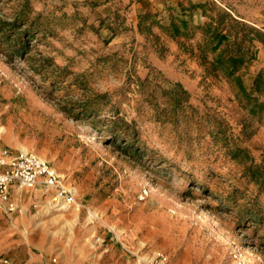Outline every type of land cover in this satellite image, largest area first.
Here are the masks:
<instances>
[{
	"label": "rangeland",
	"instance_id": "1",
	"mask_svg": "<svg viewBox=\"0 0 264 264\" xmlns=\"http://www.w3.org/2000/svg\"><path fill=\"white\" fill-rule=\"evenodd\" d=\"M0 129L77 202L0 201V264H264V0H0Z\"/></svg>",
	"mask_w": 264,
	"mask_h": 264
},
{
	"label": "built area",
	"instance_id": "2",
	"mask_svg": "<svg viewBox=\"0 0 264 264\" xmlns=\"http://www.w3.org/2000/svg\"><path fill=\"white\" fill-rule=\"evenodd\" d=\"M55 193L61 210L77 206L73 189L48 162L34 153L12 156L7 150L0 151V201L9 210L15 208L16 192L39 191ZM152 264H169L168 257L156 254Z\"/></svg>",
	"mask_w": 264,
	"mask_h": 264
},
{
	"label": "bare ground",
	"instance_id": "3",
	"mask_svg": "<svg viewBox=\"0 0 264 264\" xmlns=\"http://www.w3.org/2000/svg\"><path fill=\"white\" fill-rule=\"evenodd\" d=\"M0 131L3 132L4 130H3V129H0ZM24 151H25V150H24ZM25 153H26V151H25ZM63 209H65V207H64Z\"/></svg>",
	"mask_w": 264,
	"mask_h": 264
},
{
	"label": "crops",
	"instance_id": "4",
	"mask_svg": "<svg viewBox=\"0 0 264 264\" xmlns=\"http://www.w3.org/2000/svg\"><path fill=\"white\" fill-rule=\"evenodd\" d=\"M37 192H39V191H37Z\"/></svg>",
	"mask_w": 264,
	"mask_h": 264
}]
</instances>
